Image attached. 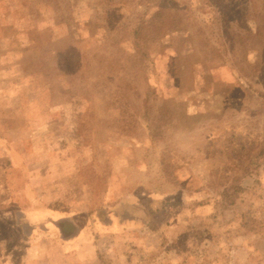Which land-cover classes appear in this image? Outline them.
Wrapping results in <instances>:
<instances>
[{
	"label": "rangeland",
	"instance_id": "1",
	"mask_svg": "<svg viewBox=\"0 0 264 264\" xmlns=\"http://www.w3.org/2000/svg\"><path fill=\"white\" fill-rule=\"evenodd\" d=\"M5 174L69 216L26 264H264V0H0Z\"/></svg>",
	"mask_w": 264,
	"mask_h": 264
},
{
	"label": "crops",
	"instance_id": "2",
	"mask_svg": "<svg viewBox=\"0 0 264 264\" xmlns=\"http://www.w3.org/2000/svg\"><path fill=\"white\" fill-rule=\"evenodd\" d=\"M23 173L25 174V171L23 170ZM7 176L8 174H5V185L8 186L9 188H2L0 186V264H9V259H8V254L12 252V249H17L18 250V243L26 242V246L23 250V255L21 257V263L20 264H26V257L28 255H31V259L34 260H43L48 258L47 255H45V251L47 249L52 248L54 243L56 241H63L58 239H54L57 236H54L53 233H55V229H59L56 225L55 222L62 219L66 220V218L69 216H62L61 218L56 219V211L52 209V206H44L40 205L38 201L31 202V198L29 200V194L26 193V191L30 190H25L22 187L17 188L16 186H11L10 182H7ZM15 179L13 178V182L15 183ZM10 186L12 188H10ZM33 189V188H29ZM25 191V192H23ZM34 192H37L36 190H32L30 194H33ZM21 194H26L27 199L30 201L29 203L26 202L25 198L22 199ZM14 195H21L20 199L17 198L14 199ZM21 200V201H20ZM23 201V203H22ZM13 205L14 209L9 210L11 212V216L8 215V205ZM52 207V208H51ZM71 217V216H70ZM7 220L10 221L7 222ZM72 225L73 226H78L74 218L71 219ZM82 225H79V235L78 239H84L86 237V230H85V225L84 229L81 227ZM15 228L16 231L19 233L17 234L20 236L18 237L19 242H14L15 245L8 247V243L12 241L10 238H7L4 233H6L7 229ZM88 229V227H86ZM80 230L81 233H80ZM84 233V234H82ZM53 236H52V235ZM45 235H48L45 237ZM50 235V236H49ZM16 237H12V239H15ZM142 239H139L140 242L146 243L144 238L141 237ZM68 244L76 243V238L71 241L67 240L66 241ZM83 242V241H82ZM81 243V242H78ZM149 246V245H148ZM12 248V249H11ZM41 249V251L39 250ZM82 247L79 245L78 250H82ZM148 247L145 245L143 246L144 253ZM80 255V260L79 264H87V261H83V258L86 259L87 257H84V254L86 252H81L79 251ZM27 254V255H26ZM143 260H145L144 254ZM138 259V258H137ZM28 264V263H27Z\"/></svg>",
	"mask_w": 264,
	"mask_h": 264
},
{
	"label": "trees",
	"instance_id": "3",
	"mask_svg": "<svg viewBox=\"0 0 264 264\" xmlns=\"http://www.w3.org/2000/svg\"><path fill=\"white\" fill-rule=\"evenodd\" d=\"M161 14V13H160ZM160 16V15H159ZM137 37H140V38H142V43L144 44V42H145V37L147 36L148 37V39H149V43L151 44V42H152V40L149 38L150 36H148L147 35V33L146 32H144V33H141V34H138V35H136Z\"/></svg>",
	"mask_w": 264,
	"mask_h": 264
}]
</instances>
